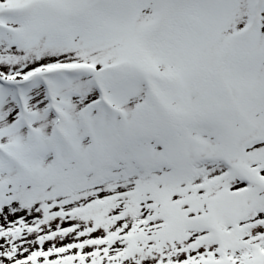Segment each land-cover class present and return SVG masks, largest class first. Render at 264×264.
I'll list each match as a JSON object with an SVG mask.
<instances>
[{"label":"snow or ice","instance_id":"6c2138e0","mask_svg":"<svg viewBox=\"0 0 264 264\" xmlns=\"http://www.w3.org/2000/svg\"><path fill=\"white\" fill-rule=\"evenodd\" d=\"M0 264H264V0H0Z\"/></svg>","mask_w":264,"mask_h":264}]
</instances>
